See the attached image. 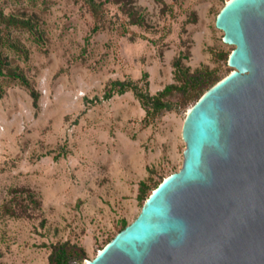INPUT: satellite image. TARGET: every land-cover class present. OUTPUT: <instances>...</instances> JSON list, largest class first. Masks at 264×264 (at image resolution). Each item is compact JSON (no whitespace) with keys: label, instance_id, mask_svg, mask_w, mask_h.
<instances>
[{"label":"rangeland","instance_id":"1","mask_svg":"<svg viewBox=\"0 0 264 264\" xmlns=\"http://www.w3.org/2000/svg\"><path fill=\"white\" fill-rule=\"evenodd\" d=\"M97 1L106 11L92 33L81 1L0 0L5 13L33 16L43 38L13 29L29 57L5 49L39 98L34 107L28 88L0 76V264H48L50 244L66 239L93 258L122 218L129 224L139 213V180L150 169L157 180L181 167L191 104L146 124L131 91L103 99L110 81L139 80L146 72L155 93L174 81L177 57L192 69L219 66L221 75L233 69L212 53L234 48L215 26L227 0ZM123 4L144 23H130ZM14 197L22 209L7 212Z\"/></svg>","mask_w":264,"mask_h":264},{"label":"water","instance_id":"2","mask_svg":"<svg viewBox=\"0 0 264 264\" xmlns=\"http://www.w3.org/2000/svg\"><path fill=\"white\" fill-rule=\"evenodd\" d=\"M215 26L233 69L187 110L181 167L82 264H264V0L226 1Z\"/></svg>","mask_w":264,"mask_h":264},{"label":"trees","instance_id":"3","mask_svg":"<svg viewBox=\"0 0 264 264\" xmlns=\"http://www.w3.org/2000/svg\"><path fill=\"white\" fill-rule=\"evenodd\" d=\"M75 1H81L86 6L93 19L91 32H96L100 28V22L106 11L105 3L97 0ZM121 9L130 19V23L138 25L144 23L142 14H140L135 8L123 4ZM13 29H22L30 32L37 42L42 41V34L39 31L37 20L33 16H20L18 14L5 13L0 8V76H7L15 79L21 85L28 88L30 96L32 97V103L34 107H37L39 98L38 90L31 84L29 78L18 63L9 55V53L5 52V49H7L13 52L18 58L24 60L29 57L28 48L19 36L13 34ZM212 53L217 59H222L224 65L227 64L230 52L218 50L212 51ZM173 67L174 81L166 84L162 89L155 93L149 92L148 81L146 80L147 73L144 72L139 80L128 78L110 81L103 93V99H109L114 94H123L126 91H131L145 111L143 121L146 124L152 123L162 112L172 110L177 111L185 108L188 104L193 105L210 86L230 72V68L227 67L225 69L227 72L221 75L219 73V66L209 67L204 64L192 69L190 66L185 65L182 62L181 57H177L173 61ZM3 92L4 89L0 84V96ZM152 173L153 170L150 169L149 174L138 182L136 198L141 205H143L151 191L164 178L160 177L159 179L154 180ZM26 198L35 206L39 205L38 200L33 194L28 193ZM14 205L20 206L22 209L21 203L14 197L13 200L5 206V210L12 213L13 211L16 212ZM127 224L126 220L122 218L117 226V233ZM49 249L47 255L48 264H71V262H81L87 258L85 249L82 246L71 242L69 239L52 243L50 244Z\"/></svg>","mask_w":264,"mask_h":264},{"label":"bare ground","instance_id":"4","mask_svg":"<svg viewBox=\"0 0 264 264\" xmlns=\"http://www.w3.org/2000/svg\"><path fill=\"white\" fill-rule=\"evenodd\" d=\"M229 0H227V2H228ZM99 250H101V249H99ZM86 263H88V261L86 260Z\"/></svg>","mask_w":264,"mask_h":264}]
</instances>
